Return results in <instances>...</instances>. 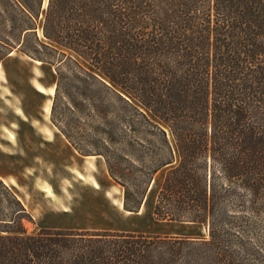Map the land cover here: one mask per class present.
<instances>
[{"label": "trees", "instance_id": "obj_1", "mask_svg": "<svg viewBox=\"0 0 264 264\" xmlns=\"http://www.w3.org/2000/svg\"><path fill=\"white\" fill-rule=\"evenodd\" d=\"M0 48V63L16 49L43 63L62 57L51 121L79 155L103 158L126 211H140L164 172L154 217L207 233L29 234L21 223L0 234V264L260 256L251 244L264 238V0H0Z\"/></svg>", "mask_w": 264, "mask_h": 264}, {"label": "rangeland", "instance_id": "obj_2", "mask_svg": "<svg viewBox=\"0 0 264 264\" xmlns=\"http://www.w3.org/2000/svg\"><path fill=\"white\" fill-rule=\"evenodd\" d=\"M40 33L42 30L41 37ZM71 56L90 68L73 53ZM61 59L55 55L50 63H37L16 49L0 63V234L7 235L3 231L18 229L22 223L29 234L45 228L207 236L205 228L158 221L154 217L164 172L154 180L140 211L128 213L120 206L123 191L110 178L103 158L83 157L72 149L52 123L51 112H46L49 106L52 109L55 94L43 95L36 87L38 83L44 85L48 93L56 88V68ZM37 121L53 131L54 142L42 138ZM74 161L84 166L74 167ZM91 162L96 170L88 169ZM49 189L54 196L48 194ZM13 194L28 205L31 218H19L21 214L16 213L20 208ZM251 247L260 256L250 257L244 263L264 264V238Z\"/></svg>", "mask_w": 264, "mask_h": 264}, {"label": "bare ground", "instance_id": "obj_3", "mask_svg": "<svg viewBox=\"0 0 264 264\" xmlns=\"http://www.w3.org/2000/svg\"><path fill=\"white\" fill-rule=\"evenodd\" d=\"M40 35L42 36V33H40ZM37 63H41V62H37ZM37 75H38V77H40L39 76V72H37ZM36 87H37V89L43 94V95H54L55 94V87H53L52 89H51V91L48 93L47 92V90H46V88L44 87V86H41L39 83L36 85ZM46 112H47V114L49 115V113L51 112V109H50V106L46 109ZM21 113H19L18 114V116L20 115ZM20 117H24V115L22 114V115H20ZM36 127H37V130L39 131V133L42 135V136H44L45 138H47L50 142H54V140H55V136H54V134H53V131L44 123V122H42V121H37L36 122ZM12 138V140H15V137L12 135L11 136ZM90 158H95V156H92V157H90ZM74 163H75V165L76 166H78V167H83L81 164H79L78 162H75L74 161ZM88 169L89 170H96V167H95V164L94 163H90L89 164V166H88ZM81 178L82 179H85L82 175H81ZM48 194L50 195V196H54V193H53V191L51 190V189H49L48 190ZM120 206L123 208V202H120ZM129 213V212H128Z\"/></svg>", "mask_w": 264, "mask_h": 264}, {"label": "crops", "instance_id": "obj_4", "mask_svg": "<svg viewBox=\"0 0 264 264\" xmlns=\"http://www.w3.org/2000/svg\"><path fill=\"white\" fill-rule=\"evenodd\" d=\"M44 86V85H43ZM45 87V86H44ZM46 88V87H45ZM42 136V135H41ZM42 138L44 139V136H42ZM46 140V142H50L47 138H45ZM52 143V142H51ZM71 146V145H70ZM73 149V148H72ZM75 151V150H74ZM76 152V151H75ZM77 153V152H76ZM73 165H74V167L76 166L75 165V163H73ZM70 171H72V169L70 168ZM18 198L20 199V197L18 196ZM20 201H21V199H20ZM22 202V201H21ZM23 203V202H22ZM24 206H25V208H26V210H27V212H29V214H30V212H32L31 210H30V208L28 207V205L27 204H23Z\"/></svg>", "mask_w": 264, "mask_h": 264}]
</instances>
